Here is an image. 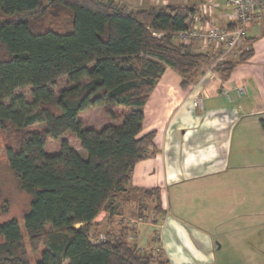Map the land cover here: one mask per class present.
<instances>
[{"label": "trees", "instance_id": "16d2710c", "mask_svg": "<svg viewBox=\"0 0 264 264\" xmlns=\"http://www.w3.org/2000/svg\"><path fill=\"white\" fill-rule=\"evenodd\" d=\"M193 12L118 0H0V150L27 199L20 217L7 199L2 207L0 264H171L109 232L91 238L100 211L120 213L115 202L141 195L161 208L158 188L128 186L135 164L155 150V131L142 133L144 106L166 66L188 86L213 58L176 40ZM247 46L215 65L223 78L252 54ZM23 86L28 94L16 93ZM92 106L121 122L85 127L79 116ZM68 133L83 154L66 139L47 152L49 139Z\"/></svg>", "mask_w": 264, "mask_h": 264}, {"label": "crops", "instance_id": "0c3cea01", "mask_svg": "<svg viewBox=\"0 0 264 264\" xmlns=\"http://www.w3.org/2000/svg\"><path fill=\"white\" fill-rule=\"evenodd\" d=\"M118 1L131 8L168 4L192 7L187 25L213 23L221 28L232 21L231 11L221 0ZM203 6L212 7L209 16L198 15ZM246 31L242 46L250 44L252 54L237 63L227 78L215 69L219 50L197 42L189 50L213 58L198 66L191 84L181 85V76L166 66L144 106L142 133L155 131V150L135 164L131 186L156 187L159 182L167 186L172 181L206 177L212 194L225 198L219 200L215 219H244L251 221L250 225L258 221L257 230H264V127L260 122L264 119V16L248 24ZM197 99L201 100L199 107L193 103ZM191 161L198 166L194 176L185 175V169L194 166ZM236 226L226 235L240 241L246 234ZM161 238L171 264H193L171 252L175 246L165 233ZM248 250L254 252L250 247ZM196 253L200 264H208L209 257L214 256L210 250V256Z\"/></svg>", "mask_w": 264, "mask_h": 264}, {"label": "rangeland", "instance_id": "374dc122", "mask_svg": "<svg viewBox=\"0 0 264 264\" xmlns=\"http://www.w3.org/2000/svg\"><path fill=\"white\" fill-rule=\"evenodd\" d=\"M28 89L27 86L19 87L16 89V93L27 95ZM79 118L82 119L85 127L96 129L109 123L119 124L121 122L120 119H108L101 106L87 108ZM61 139H66L83 154L78 140L69 133L58 139H49L46 145L47 152H56ZM0 154L2 156L0 162V217L2 207L6 205V199L10 211L20 217L27 199L16 188V184L5 166L2 150H0ZM193 164L192 168L185 169V175L194 176L197 165L191 161L190 165ZM208 181L206 177H199L195 181H172L167 186L161 182L156 183L155 188L159 190L162 203L159 211L154 208L156 205L154 198L146 199L141 195L130 202H115L120 213H115L109 218L108 211H100L95 218L99 225L92 235L91 241L96 243L104 239L105 233L109 232L113 237H123L135 244L140 252H151L156 255L164 253L167 256L161 238V234L165 233L171 244L175 246L171 252L182 255L183 261L200 264L196 260L198 257L196 252L210 256V250L214 256L209 257L211 261H207L208 264H253L254 261L257 264H264V230H257L258 221H255V225H250L248 222L251 223V221L244 219H215L219 200H225V198L219 199L214 196ZM130 186L131 183L128 187ZM20 223L22 226V221ZM233 226L240 227L246 234L242 240L238 241L231 235L227 237L226 233H231L230 229ZM219 244L221 247L218 246ZM248 247L254 252H247ZM38 256L39 253L32 254V260L37 259ZM167 257L169 258V256ZM171 258L174 261V257L171 256ZM176 263L174 261V264Z\"/></svg>", "mask_w": 264, "mask_h": 264}, {"label": "built area", "instance_id": "2783aa9c", "mask_svg": "<svg viewBox=\"0 0 264 264\" xmlns=\"http://www.w3.org/2000/svg\"><path fill=\"white\" fill-rule=\"evenodd\" d=\"M223 6L231 11L232 21L224 27H217L213 23L197 26L194 23L186 24L182 30L175 32L176 40L180 43L191 45L197 42L204 47H214L219 50L214 65L217 63L234 60L239 53L248 49L244 43L248 24L256 23L263 19L264 0H221ZM213 9L203 6L201 17L209 16ZM241 90V89H239ZM194 105L199 107L201 100H194Z\"/></svg>", "mask_w": 264, "mask_h": 264}]
</instances>
